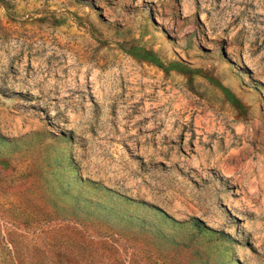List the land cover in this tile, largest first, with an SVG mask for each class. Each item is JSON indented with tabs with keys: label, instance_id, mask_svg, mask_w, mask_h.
I'll use <instances>...</instances> for the list:
<instances>
[{
	"label": "rangeland",
	"instance_id": "1",
	"mask_svg": "<svg viewBox=\"0 0 264 264\" xmlns=\"http://www.w3.org/2000/svg\"><path fill=\"white\" fill-rule=\"evenodd\" d=\"M0 264H264V0H0Z\"/></svg>",
	"mask_w": 264,
	"mask_h": 264
}]
</instances>
